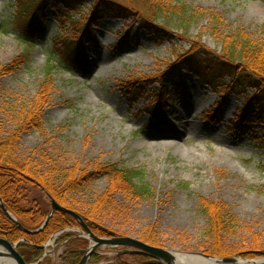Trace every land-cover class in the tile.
Wrapping results in <instances>:
<instances>
[{"label":"rangeland","instance_id":"1","mask_svg":"<svg viewBox=\"0 0 264 264\" xmlns=\"http://www.w3.org/2000/svg\"><path fill=\"white\" fill-rule=\"evenodd\" d=\"M136 2L142 5L145 0ZM167 2L176 8L197 9L207 17L206 13L214 14L220 20L219 34L207 17L193 23L185 36L170 32L171 42L139 31L136 19H108L90 25L87 34L78 38L72 24L63 23L50 4L45 12L47 34L29 45L24 25L15 20V0H0V66L21 57L25 63L15 74L0 76V131H15L14 111L36 98L49 69L53 91L51 104L41 116L43 131L33 129L21 137L15 149L18 157L29 159L41 172L73 171L74 183L85 173L112 164L142 171L155 199L138 203L118 193L110 198L113 213L103 207L93 215L99 224L123 234L120 237L139 240L141 231L154 227L163 241L157 248L204 254L207 221L198 202L203 198L216 206L223 204L241 223L238 232L221 245L233 251L263 248L264 117L248 104L245 94L251 95L250 91L215 89L171 65L175 54L189 50L195 38L218 51L213 33L227 37L240 29L264 42V0ZM91 7L86 0L73 19L83 26ZM74 38L79 40L84 68L71 65L70 53L61 44ZM130 83L144 95L131 106ZM147 108L160 115L162 126L150 125ZM84 184L69 200L73 208L86 213L92 201L107 196L112 182L96 177ZM63 233L46 241V264H60L64 244L58 238ZM83 239L89 245L90 240ZM114 251L104 248L97 253L112 259Z\"/></svg>","mask_w":264,"mask_h":264},{"label":"trees","instance_id":"2","mask_svg":"<svg viewBox=\"0 0 264 264\" xmlns=\"http://www.w3.org/2000/svg\"><path fill=\"white\" fill-rule=\"evenodd\" d=\"M86 0H15V20L24 25V37L28 44L48 32L46 9L50 4L68 21L73 29L82 38L87 31L108 19L129 21L136 19L139 23L138 30H143L149 36L164 39L171 42L174 37L170 32L175 31L185 36L190 31L191 25L202 17H207L203 12L182 5L183 8L172 7L168 0H145L139 5L136 0H90L91 9L87 17V23L81 26L74 20L76 14L81 13ZM123 4V5H122ZM213 23L212 30L218 35L220 20L214 14L206 13ZM210 21V22H211ZM91 25V26H90ZM81 26V27H80ZM264 33V26L262 27ZM213 33V32H212ZM213 37L219 42V50L212 51L201 45L199 38L190 42V49L180 54H175V61L171 67L182 68L185 72L196 77L204 85L217 89L219 86L234 91L248 90L251 95H246L248 104L256 108L257 114L264 117V42L257 41L244 30H235L233 33ZM220 39V40H219ZM78 39L61 41L63 49L69 52L71 65L84 68L82 57L77 48ZM194 41V42H193ZM74 43V47H71ZM55 47L58 43L54 44ZM23 57L1 67L0 76L15 74L25 65ZM69 64V63H68ZM163 78V77H162ZM163 83V81H161ZM164 84V83H163ZM151 85V84H150ZM135 84L130 83L128 104L131 106L141 98L143 93L135 89ZM51 91L53 82L51 72L46 69L43 74V84L37 92L36 98L22 110L14 111L16 129L8 134L0 131V199L5 209L10 212L16 221L26 230H36L43 223L49 213V199L55 200L67 209L75 212L84 225L97 237H120V234L110 227L94 220V213L107 207V211L113 213V204L110 198L120 194L132 201L141 202L155 199L150 187L144 182L143 172L127 168H120L115 164L102 166L100 171L85 173L76 183L73 179V171L64 169H52L51 172H41L29 159H23L15 154V149L21 137L30 130L43 131L42 113L51 104ZM152 108V107H149ZM219 106L217 109L219 110ZM151 119V126H162L160 115L154 111H146ZM87 175V177H85ZM96 177L105 178L112 182L106 193L97 197L89 205L86 213L73 208L69 196L84 189V186ZM112 187V188H111ZM111 188V189H110ZM199 212L207 221L203 233V252L206 255L216 257H233L241 259L264 258V247L239 248L233 251L221 245L224 238L234 236L239 228L240 221L230 214L223 204L216 206L203 198H198ZM82 229L78 221L69 214L55 212L47 226L36 234H27L21 231L13 223L0 207V237L11 243L23 239L25 242L17 246V251L26 264L39 261L43 255L40 247L54 234L64 232L66 229ZM140 241L155 247H162V239L157 235L156 228L151 227L139 233ZM59 243L64 244V251L60 255V264H78L84 256L88 242L79 237L78 233H63L58 238ZM112 258L94 253L88 264H147V258L139 255L119 253ZM49 259L44 258L39 264H46ZM130 261V262H129Z\"/></svg>","mask_w":264,"mask_h":264},{"label":"water","instance_id":"3","mask_svg":"<svg viewBox=\"0 0 264 264\" xmlns=\"http://www.w3.org/2000/svg\"><path fill=\"white\" fill-rule=\"evenodd\" d=\"M49 202L51 209L48 215L46 216L42 225L37 230L33 231L23 229V227L16 221L15 217L5 209L1 199L0 207L13 223H15L21 231L27 234H36L42 231L47 226L51 216L55 212L66 213L74 217L83 229L82 232H77H79L82 237L88 238L90 240V243L85 250L84 256L78 264H88L92 254H94L96 250L103 248H123L124 250L121 252L123 254L139 255L149 258L150 261L147 264H175V252L167 249L152 247L131 237H97L91 233V231L82 222V219L75 212L62 207L53 199H50ZM57 235L58 234H55L53 237ZM53 237L51 239H53ZM20 242H23V240H20L17 243H10L6 239L0 237V260H9L14 264H26L21 255L17 252V246ZM47 246L48 244L46 243L41 246L40 249L45 250ZM187 255L204 259L207 262L211 261L213 264H264V259L243 260L238 258H218L204 254Z\"/></svg>","mask_w":264,"mask_h":264},{"label":"bare ground","instance_id":"4","mask_svg":"<svg viewBox=\"0 0 264 264\" xmlns=\"http://www.w3.org/2000/svg\"><path fill=\"white\" fill-rule=\"evenodd\" d=\"M0 264H14L9 260H0ZM175 264H213L211 261L187 255L185 253H175Z\"/></svg>","mask_w":264,"mask_h":264}]
</instances>
